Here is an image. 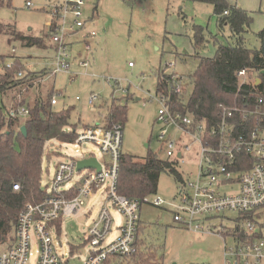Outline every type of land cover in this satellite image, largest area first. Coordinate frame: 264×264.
I'll list each match as a JSON object with an SVG mask.
<instances>
[{
    "label": "rangeland",
    "instance_id": "obj_1",
    "mask_svg": "<svg viewBox=\"0 0 264 264\" xmlns=\"http://www.w3.org/2000/svg\"><path fill=\"white\" fill-rule=\"evenodd\" d=\"M2 1L0 74L4 72V66L13 65L15 69L14 61H18L17 67L23 76L40 75L35 80L36 84L42 86V92L58 91L53 108H70L69 123L76 124V131L85 126L104 125L107 106L112 101L126 102L121 152L138 159L149 152L166 159L167 145L157 140L162 125L156 120L161 106L160 96L155 95L156 73L174 74L187 82L197 66L194 53L210 57L217 44H226L229 40L228 27L219 31L213 8L208 4L186 0H145L130 4L123 0H86V31L95 33L91 39V54L86 55L80 43L82 34L78 33L74 36L77 43L70 47L68 73L51 74L54 51L46 24L50 20L48 9L55 0ZM28 1L32 8L25 6ZM230 1L253 12L252 33L264 27V0ZM195 26L202 27L210 38L204 49H194L192 37ZM27 38L41 43L27 44ZM85 57L88 64L82 66L80 63ZM171 62L174 66L169 65ZM190 92L191 86L187 84L184 100ZM92 96L96 98L94 110L88 105ZM167 133L169 140L176 145L188 146V150L182 152L184 162L179 164L178 171L183 181L187 178L195 180L199 144L192 142L175 126L169 127ZM91 154L101 159V152L93 143L85 142L75 147L71 143L47 142L42 161L41 189H48L59 162H66L69 157L79 160ZM222 191L230 193L226 188ZM178 193H181V184L162 174L156 194L148 197L147 201L160 197L165 204L158 208L143 203L139 213V238L157 251L163 264H223L225 258H230L224 256V245L233 247V238L194 232L174 222L169 204L178 203ZM104 203L114 220L108 240L113 238L121 217L110 207L102 187L85 199L77 215L65 217L60 223L59 232L54 235V242H59L56 246L58 255L64 258L80 256L81 259L85 256L86 232ZM219 217L213 223L215 228L234 229L231 221L237 218V214L225 213ZM260 220L264 221V216Z\"/></svg>",
    "mask_w": 264,
    "mask_h": 264
},
{
    "label": "built area",
    "instance_id": "obj_2",
    "mask_svg": "<svg viewBox=\"0 0 264 264\" xmlns=\"http://www.w3.org/2000/svg\"><path fill=\"white\" fill-rule=\"evenodd\" d=\"M85 4L86 0H55L48 9L50 20L46 27L54 51L51 74L68 73L70 47L77 43L74 39L76 34H82L80 43L83 50L86 55L91 54V39L95 33L86 31ZM25 6L33 7L29 1ZM80 64L87 66L88 58L85 57ZM169 65L174 66V62ZM17 76L21 77L22 73L18 72ZM236 76L238 80L246 78V71L241 70ZM244 82L246 80L240 83ZM95 100L94 96L88 100L92 110ZM160 102L156 120L162 128L157 140L167 145L166 159L175 161L179 167L184 162L182 152L188 150V146L176 145L169 140L167 129L171 126L200 147L195 180L187 178L182 181L181 193L176 197L178 203L169 204L173 221L194 232L231 236L234 245L224 247V256L230 257L224 259V264H264V221L260 220L264 216V127L248 129L243 121L240 124L243 131H239L236 115L244 120L252 114L245 108L221 107L220 120L209 126L188 112L172 111L164 97H160ZM259 103L263 101L259 100ZM51 104H56L55 98ZM17 113L26 116L27 111L20 109ZM10 114L15 115L13 111ZM254 114L264 117V110ZM122 138L120 124L86 126L77 131L71 144L76 147L85 142L93 143L98 146L101 159L91 154L79 160L69 157L66 162L56 165L50 186L42 189L44 196L21 208L13 242L0 245V264H105L109 258L130 256L135 252L133 243L143 203L161 208L165 202L160 197L147 201L148 197L131 199L118 194ZM241 155L249 157V168H246L247 162L240 159ZM91 157L96 159L100 169L77 171V162ZM102 187L110 207L121 217L120 224L115 227L116 234L108 240L114 220L104 203L86 232L85 256L81 259L80 256L64 258L58 255L56 246L59 242H54V235L59 232L60 223L65 217L77 215L85 199ZM224 188L230 193L223 192ZM13 190L17 191L18 185H13ZM225 213L237 214V218L231 221L234 225L232 230L213 226ZM247 214L251 218L243 220L242 216ZM239 235L244 238L241 240Z\"/></svg>",
    "mask_w": 264,
    "mask_h": 264
},
{
    "label": "trees",
    "instance_id": "obj_3",
    "mask_svg": "<svg viewBox=\"0 0 264 264\" xmlns=\"http://www.w3.org/2000/svg\"><path fill=\"white\" fill-rule=\"evenodd\" d=\"M123 1L130 4L143 3L145 0ZM186 1L211 5L219 31L228 27L229 40L226 44H217L210 57L194 53L197 66L188 76L187 82L174 74L164 75L163 71H158L155 95L164 97L172 111L182 114L188 112L196 119L206 121L209 126L220 120L221 107H237L252 112L244 120L236 115L239 131H243L240 125L243 121L248 129L264 127V117L254 114L264 110V27L252 33L251 12L231 5L227 0ZM2 4L0 0V7ZM193 30L194 49H204L210 38L200 26H195ZM37 41L26 39L27 44ZM14 62L15 69L13 65L4 66V72L0 74V245L13 242L21 208L44 196L40 180L47 142L73 143L77 133L76 124L69 123L70 108L55 110L51 104V100L59 94L58 91L50 89L42 92V86L35 82L40 77L38 74L18 77L21 70L17 67L18 61ZM241 70H245L248 77L242 84L236 76ZM256 80L259 81L257 84ZM187 84H190L191 92L184 100ZM259 100L263 103L260 104ZM20 109L27 111L26 116L18 115ZM126 110V102L121 104L112 101L105 112L104 126L120 124L123 128ZM11 111L14 116H11ZM22 126L25 127V135L20 130ZM239 157L247 162L246 168H249V157ZM237 169L244 170L242 167ZM162 174L182 184V175L175 161L160 159L151 152L140 159L121 152L117 192L131 199L150 197L156 194ZM15 184L18 185L17 191L13 190ZM249 218L250 214L242 216L243 220ZM139 227L140 221L133 243L135 252L130 256H114L105 264H163L157 251L146 246L139 238ZM239 236L241 240L244 238Z\"/></svg>",
    "mask_w": 264,
    "mask_h": 264
},
{
    "label": "water",
    "instance_id": "obj_4",
    "mask_svg": "<svg viewBox=\"0 0 264 264\" xmlns=\"http://www.w3.org/2000/svg\"><path fill=\"white\" fill-rule=\"evenodd\" d=\"M258 82L259 81L256 80V84ZM20 130H21L22 134L25 135V127L22 126ZM86 168H95V169L99 170L100 169V166L97 163L96 159L93 158V157L87 158V159H82V160H80V161L77 162V167H76L77 171H80V170L86 169Z\"/></svg>",
    "mask_w": 264,
    "mask_h": 264
},
{
    "label": "crops",
    "instance_id": "obj_5",
    "mask_svg": "<svg viewBox=\"0 0 264 264\" xmlns=\"http://www.w3.org/2000/svg\"><path fill=\"white\" fill-rule=\"evenodd\" d=\"M229 3L231 2L230 0H227ZM238 0H236V2H237ZM231 5H236V4H232V3H230ZM240 8H242V9H244V10H246V11H248V12H251V14L253 13L251 10H249L246 6L245 7H240ZM264 24V23H263ZM52 48H53V44H52ZM95 125H98V126H104L105 125V123H104V125H100V124H95ZM90 126H94V125H90ZM86 127V126H85ZM140 220V219H139ZM224 247H225V245H224ZM224 264V263H223Z\"/></svg>",
    "mask_w": 264,
    "mask_h": 264
}]
</instances>
